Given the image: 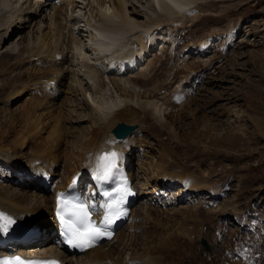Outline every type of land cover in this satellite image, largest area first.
Masks as SVG:
<instances>
[{"label":"bare ground","instance_id":"obj_1","mask_svg":"<svg viewBox=\"0 0 264 264\" xmlns=\"http://www.w3.org/2000/svg\"><path fill=\"white\" fill-rule=\"evenodd\" d=\"M136 2L139 5L134 6L132 0H60L61 4L54 0H0V67L1 65L7 67L10 64L3 60L5 55L10 54L19 64V69L13 73L15 63L13 62L8 68V73L0 79L3 83L1 88H10L6 96L8 98L3 103L8 108V104L12 103L14 98L29 95L25 100L26 103L19 109V114L11 116L9 111L4 109L5 119L21 126L12 139V146L2 138L8 136L12 126L6 130L0 123L2 138L0 163H3L0 164V213L4 214V219H0V256L21 251L35 254L46 251L49 255L61 256L66 264H161L158 254L147 251L137 253L138 248L130 249L128 260L123 261L121 258L124 254L123 250L127 245L139 246L138 241L141 237L119 235V231L110 241L102 245L89 249L79 256H68L60 246L53 245L52 240L56 243V232L55 228L50 226L53 204L56 203L58 193L65 190L70 181L79 179L85 198L94 192L92 188H88L85 181L103 171V151L105 154H117L116 158L119 157L120 163L127 165L135 155L136 149L138 150L136 154L146 157L148 152H144L142 144L146 142L144 136L145 124H148L146 112L150 111L147 109L150 101H160L166 109H169V112H163L162 118L160 117L164 123L165 114L176 115L185 106L193 103V98L183 99L181 96L188 94L189 88L186 86L191 85L190 80L194 76L189 77L188 74L178 76L177 86L175 89L170 88L173 85L172 78L178 75V69L174 71L172 68H167L165 62L173 55V50L168 52V57L163 59L165 61L156 57L157 54L153 56L152 67L141 69L135 76L128 72L130 67L135 66L137 59L142 61V49L153 50L157 40L158 43L167 40L165 37L163 39L162 35H167L169 32L170 44H177L180 40H176L175 37L172 39L170 36L174 26H177L178 31H174V35L179 34L181 24L187 21L189 14L191 15L200 3H196L194 9L191 8L190 11L187 7L188 2L173 0L169 3L161 0V6L166 13L157 12L151 0H136ZM134 7L142 10L138 11ZM170 11L177 12L178 16L174 18L173 15H168ZM86 12L90 14V18L85 17ZM140 12L143 16H147L144 22L136 20V17L141 16ZM32 23L34 27H31ZM79 23H82L90 37L82 39L85 35L79 34L80 32L76 34L74 26ZM27 27L29 28L26 30ZM63 29L68 30L63 32ZM15 33H17L16 38L12 37ZM224 35L227 42H231L229 39L233 35ZM108 36L113 39L119 38L118 44L115 45L118 48L114 51H110L112 46L105 47L103 43L105 39L112 40ZM186 39L187 37L185 41ZM188 41L185 48L193 45ZM198 41L201 51L206 52L210 47V37ZM67 52L72 53L73 59L67 57ZM57 54L61 55L59 61L55 58ZM31 60L36 61L31 64ZM158 61L160 67L167 70L163 77L158 76L156 65ZM67 63L69 66L74 63L73 66L77 68L70 69ZM97 64L101 66L97 67ZM184 66L190 70L188 73L191 74V71L195 70L197 74L198 70L194 69L196 67H190L186 62ZM104 74L114 92L106 98L103 97L106 88ZM51 80L56 81V86L50 84ZM56 92L58 94H54ZM59 93L65 96L66 107H64V99L61 104L57 102L61 97ZM86 94L89 95L90 103ZM79 95L81 98H78ZM1 100L3 101V98ZM82 105L89 108L87 118L91 127H86L85 130L70 128V125L66 127V116L71 115L77 106L82 109ZM118 123L137 125V128L122 139H117L111 130ZM24 124L29 126L24 127ZM168 126V134L171 135L172 125L168 124ZM168 147L165 146L158 152L161 162L158 165L156 163L157 166L152 167V161L149 162L151 172L149 179L153 185L161 184L160 179L164 176L185 178L188 175L185 172L182 174L183 171L180 172L179 168H175L174 160L168 161L172 160L174 151L173 148ZM17 148L22 150L28 148V150L20 157L22 153L19 151L17 155L14 153ZM11 150H14L13 156ZM129 172L130 177L134 179L131 170ZM190 180L193 188L202 185V182H198L196 178ZM190 180H188L189 185ZM25 185H29L30 190ZM29 192L35 195L30 197ZM40 204L50 208L49 216L48 214L42 216L30 210ZM134 217L135 213L131 210L129 220ZM8 218L13 223L5 231L2 226L8 224ZM16 227L38 230L44 228L45 231L39 239L22 246L14 242ZM181 231V234H190ZM221 241L222 239L219 240L220 243ZM115 242L122 247L116 245L114 248ZM189 255H192L190 260L195 258L192 252H189ZM182 259L184 262L181 261ZM187 260L188 256L186 258L182 256L180 264H186Z\"/></svg>","mask_w":264,"mask_h":264},{"label":"rangeland","instance_id":"obj_2","mask_svg":"<svg viewBox=\"0 0 264 264\" xmlns=\"http://www.w3.org/2000/svg\"><path fill=\"white\" fill-rule=\"evenodd\" d=\"M165 1L170 3L173 0ZM199 1L180 0L188 2L190 11L196 3H200L198 10L192 11L187 21L181 24L179 34L174 35V31L178 32L177 26H174L170 36L180 41L170 44L169 32L167 35L159 33L160 37L167 40L155 45L145 57L146 60L131 73L135 76L141 69L151 68L153 56L157 54L156 57L163 60L173 50V55L165 62L167 68L174 71L178 69V75L172 78L173 85L170 88L175 89L178 78L183 74L194 76L190 80L191 85L186 86L189 88L188 94L181 96L183 99L193 98V103L176 115L165 114V123L160 117L163 112H169V109L160 101L153 100L149 103L147 109L150 111L146 112L148 124H145L144 135L146 142L142 144L144 152L148 153L146 157H140L136 154V149L129 166L136 189L141 194L138 193V201L132 207L135 217L118 229L119 235L141 237L138 241L140 245H127L121 258L127 261L130 249L138 248L137 253L147 251L158 254L161 264H180L182 256H188L186 264H264V0ZM151 2L157 12H166L161 6V0ZM132 3H135L134 6L139 5L136 0H132ZM134 9L142 10L137 7ZM142 14L140 12L141 16H135L136 20L144 22L147 16ZM168 15H173L174 18L178 16L173 11ZM85 17L90 18V14L86 12ZM31 27H34L33 23ZM74 27L76 34L80 32L79 34L85 35L82 39L90 37L82 23ZM67 30L63 29V32ZM220 32L232 34L229 39L231 42H227L225 35ZM211 34L217 39L214 36L211 38ZM16 35L17 33L12 37L16 38ZM209 37L211 47L202 52L198 40ZM187 41L193 45L185 48ZM225 48L227 49L222 51ZM71 54L67 52L69 59H73ZM4 59L10 64L7 67L1 65L0 79L8 73L13 62V73L19 69L12 54L5 55ZM34 61L36 60H31V64ZM185 62L190 67H196L194 69L198 70L197 74L195 70L188 73L190 70L184 66ZM67 64L70 69L77 68L73 66L74 63L72 66ZM156 65L158 71L155 72L163 77L167 70L160 67V61ZM98 66L101 64H97ZM29 69L31 70L30 67ZM103 79L106 83L103 97L106 98L114 92L105 74ZM2 84L0 81V123L6 130L12 126L8 136L2 138L12 146V139L21 126L6 120L4 109L11 116L19 114V109L26 103L29 95L22 94L23 96L13 100L11 98L12 103L7 108L4 103L10 88H1ZM64 97L62 94L57 102L61 104L64 99L66 107L67 100ZM81 107L82 109L75 107L74 112L66 116V127L70 125V128L79 130L91 127L87 118L89 108L84 105ZM168 124L172 125L171 135L168 134ZM165 146L174 149L172 160L168 161L174 160L175 168L188 175L185 178L161 177V184L156 186L150 183L149 162L152 161V167L157 166L161 162L158 152ZM31 147L35 148L33 145ZM27 150L28 148H17L14 153L17 155L19 151L22 153L21 157ZM11 151L13 156L14 150ZM190 178H196L202 185L193 188ZM26 187L30 190L29 185ZM33 195L35 193L31 192L30 197ZM49 209L40 204L30 210L49 216ZM181 230L190 234H181ZM203 238L209 244L207 251L200 242ZM113 244L114 248L118 245L116 242ZM189 252L195 257L192 260ZM181 261L184 262V259Z\"/></svg>","mask_w":264,"mask_h":264},{"label":"snow or ice","instance_id":"obj_3","mask_svg":"<svg viewBox=\"0 0 264 264\" xmlns=\"http://www.w3.org/2000/svg\"><path fill=\"white\" fill-rule=\"evenodd\" d=\"M114 157V154H113ZM109 168L111 165L108 166ZM108 169L106 168L104 174L99 175L98 179H107ZM103 195L111 197L110 193ZM126 193L121 192L120 202H123V197ZM63 200H58L57 217L60 224L61 234L65 238L69 246L85 250L86 248L93 247L98 241L105 236H109V226L113 223V217L118 216L120 213L118 204L102 203L99 209L104 212L103 220L97 225L96 221L92 219V214L87 200L79 201V198H69L64 196ZM71 203V210L65 212L64 209ZM0 219H4V214L0 213ZM13 222L8 218V224L3 225V230H7L8 226ZM0 264H43L38 261H25L23 258L16 256L10 258H0ZM47 264H56V262H47Z\"/></svg>","mask_w":264,"mask_h":264},{"label":"water","instance_id":"obj_4","mask_svg":"<svg viewBox=\"0 0 264 264\" xmlns=\"http://www.w3.org/2000/svg\"><path fill=\"white\" fill-rule=\"evenodd\" d=\"M136 128L137 125L135 126V125L118 123L111 131L115 138H123L128 134H130L132 131H134ZM200 242L206 251L209 250V244L204 238Z\"/></svg>","mask_w":264,"mask_h":264}]
</instances>
